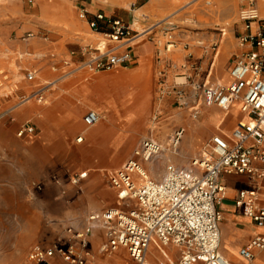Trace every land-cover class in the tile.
<instances>
[{"label": "rangeland", "instance_id": "1", "mask_svg": "<svg viewBox=\"0 0 264 264\" xmlns=\"http://www.w3.org/2000/svg\"><path fill=\"white\" fill-rule=\"evenodd\" d=\"M15 2L18 5L6 12L4 16L0 13V67L6 66L8 69L11 66L14 67L15 72L12 75L15 82L16 78L21 79L19 81L21 91L14 94L17 99L12 98L9 102L4 98L8 94L0 91V119L16 109L13 107L17 104L20 96L29 95L37 87L45 86L47 83L58 79V77H52L49 57L43 48H39V43L35 39L45 38L49 42L56 41V45L59 47L58 52L63 56L61 59L70 62V66L66 69L62 68L61 73L73 72L69 76L66 73L60 74L63 76L62 80L57 82L49 94L58 92L60 87L67 89L71 86H78L76 91L66 92V95L79 98L86 91L85 81L87 79L132 70L122 68L100 73L77 70L84 60L81 49L87 46H98L96 42L82 45L77 43L78 39H92L99 36L89 29L85 20L80 18L82 11H87L86 9H89L90 6L95 7V9L91 12L87 11L89 13L88 19L97 12H102L108 17L129 22L132 28L138 32L153 27L151 34L147 37V42L152 43L154 47L153 54L150 57L151 60L148 59L149 67L138 78L139 81L143 82L148 72L152 71L155 81L152 92L157 95V101L151 111V129L148 132H143L140 136L137 135L124 141L117 151L111 154L100 153V148L105 146L104 144L99 146L97 143L89 144L85 139L82 143L77 140L83 137V131L95 129L103 123L102 117L100 123L94 127L84 125L83 118L86 113L89 110H96V106H99L97 102L92 103L93 107L90 106L79 119L82 123V130L74 135L73 145L69 150H66L61 143H58L57 153L48 169L49 173L68 168L72 175L67 180L68 182L65 181L67 183L64 182L67 187L61 191L52 186L36 188L41 199L40 219H33L24 211V206L19 202L20 194L17 189L11 188L7 193L0 194V264H27L28 257L34 247L66 244V240L56 242V239L66 234L68 227L74 226L81 229L90 213L104 211L116 205V193L113 198L104 196V198L98 199L88 190L86 184L91 178V170L96 168L103 170L104 178L100 180V184L106 190L110 188L109 179L112 173L121 169L130 160H138L153 181H161L165 171L162 178L155 179L151 176L146 164L163 162L161 160L163 155L169 154L173 158L185 162L174 161L170 163L165 161V169L169 165H177L181 168L189 167L193 158L199 157L208 148L212 137H191L185 142L186 135L184 134L179 142L178 151L175 153L170 138L166 139V144L158 139L162 126L167 123L165 120L170 118V114H165L163 105L159 106V103L168 101V106L173 111H178L179 115H183V118L194 121L191 118L190 110L195 105L202 103L201 97L195 94L193 90L194 83L209 82L210 84L226 85L230 68L235 60L241 56L242 48L238 39L244 30V24L240 20V12L245 4L243 0H33L32 3L29 0H0V10L9 9L10 3ZM255 2L260 11L259 0H255ZM28 34H33L34 37L28 38ZM146 35L148 34H144L142 37ZM169 36L173 39L174 47L167 53L164 48ZM3 43L13 47H24L21 54L24 57L21 67L24 71H38L34 82L30 83L24 80L25 72L16 75L17 67L20 65V62L17 61L19 55L15 56L14 53H8L6 48L2 50ZM227 43L230 48L229 52H225L224 49ZM71 45H74L73 48H70ZM76 46L78 49L75 48ZM69 51H75V55H72L75 62L70 61ZM159 52L161 53L159 54ZM31 55L35 56L36 61L41 62L40 68L35 67L36 64L33 62L26 61L32 59ZM217 59L218 64L216 63ZM215 63L219 68L216 66L213 70ZM91 83L95 84L93 80ZM149 89L147 87L145 90L149 91ZM49 94L41 106L46 107L50 104ZM180 94L183 97L182 100ZM136 97L134 96L133 99ZM184 102L187 103V107H182ZM143 106L148 108L147 103ZM63 107L62 105L57 107L54 114L60 116ZM204 107L206 106H201L200 117L194 122L201 123L202 118H205ZM215 110L216 112L214 114L212 112L208 117V125H212L214 120L218 126V124H222L221 119L226 120L225 113L217 108ZM135 131L130 132L133 134L136 133ZM173 132L174 130L168 132V135L172 136ZM203 132L205 134V131ZM227 134L230 135L231 131ZM146 139L159 142L165 147V153L148 163L135 155ZM194 141L197 145L195 150L189 155L185 154L184 149L187 148V144L189 142L194 143ZM81 173H87L88 177L74 183L76 176ZM9 175L11 182L16 180L17 177L14 174L9 173ZM3 176L5 174L0 172V179L5 178ZM43 179L44 176L33 181L34 185ZM78 187L83 188L80 194L76 193ZM64 196H69L72 199L71 203H63ZM89 203L100 207L87 211ZM66 212L73 217L64 218L67 216L65 215Z\"/></svg>", "mask_w": 264, "mask_h": 264}, {"label": "built area", "instance_id": "2", "mask_svg": "<svg viewBox=\"0 0 264 264\" xmlns=\"http://www.w3.org/2000/svg\"><path fill=\"white\" fill-rule=\"evenodd\" d=\"M243 1L240 20L244 30L238 40L245 51L230 68L231 81L226 85L194 83L193 90L201 97L202 103L192 107L190 113L196 121L202 105L227 110L238 101L242 112L247 113L251 121L237 127L230 139L212 138L208 148L192 160V169L169 165L161 181L151 180L138 160H130L109 179L117 192L119 207L90 213L81 229L68 227L70 238L66 244L34 247L27 264H95L90 240L97 230H103L107 240L102 253L113 255L125 249L134 264H151L148 255L152 243H157L160 248L173 246L178 249V260L170 264H231L220 252L222 215L218 207L224 191L221 176L237 173L264 177V18L260 17L255 0ZM88 14L82 11L80 18L108 45L100 43L96 47L81 49L84 60L77 70L100 73L130 66L137 47L134 43L144 34L148 37L153 27L138 32L129 22L108 17L102 12L89 19ZM32 37L33 34H28V38ZM168 38L164 48L167 53L174 47L172 37ZM50 58L57 59L55 55ZM62 63L70 66L69 61ZM72 73L66 74L69 76ZM62 78L59 76L51 83L37 87L29 95L20 96L15 107L31 101L43 104ZM26 80L34 82L35 74L28 73ZM180 99H183L181 94ZM182 107H187V103H182ZM101 119L97 112L90 111L83 120L86 127H94ZM184 133V128H181L173 134L174 150ZM33 134L35 127L26 124L18 136ZM81 140L83 138L78 139L79 142ZM162 151L160 144L148 139L135 155L144 162H150ZM86 176V173H81L74 183ZM254 196V192L242 191L236 205L258 227H263L264 208L255 205ZM263 248L264 237H258L242 249L240 255L247 264H252L253 250Z\"/></svg>", "mask_w": 264, "mask_h": 264}, {"label": "crops", "instance_id": "3", "mask_svg": "<svg viewBox=\"0 0 264 264\" xmlns=\"http://www.w3.org/2000/svg\"><path fill=\"white\" fill-rule=\"evenodd\" d=\"M17 5V2L10 3L9 9L0 10V13L4 16L6 12ZM94 9L95 7L90 6V8L86 10L91 12ZM35 40L39 43V48H43V51H45L46 55L49 57V68L53 73L52 77L55 76L56 78L67 73L66 71L64 73L62 72L63 74L61 73V69H66L67 66H64L62 63L63 60L61 57L63 56L58 52L59 47L56 45V41L49 42L44 39ZM78 40L79 41L77 43H79V45L88 43L91 44L95 42L97 45L100 43L108 45V43L103 41L100 36H95L92 39L86 38ZM136 45L137 47L133 51L134 60L131 65L128 67H116L111 71L122 68H130L133 71L139 67L140 60L150 59L153 54L154 47L152 43L147 42V35L139 39ZM73 46L71 45L70 48H73ZM240 47L242 48V54L245 51V48L241 45ZM75 48L78 49L77 46ZM3 49L7 50L8 53H14L15 56L19 55L17 61L20 62V65L17 67L16 75L25 72V81H27L26 75L28 73L36 75L38 71H24L21 67L22 61L24 60V57L21 56L24 51L23 46L13 47L11 45L4 44L2 50ZM73 53H75V51H69V57L71 59L70 61L75 62L72 56ZM53 55L57 57L56 60L50 58ZM31 57L32 59H27L26 61H31L33 64H36L35 67L40 68L41 62L39 63L36 61L37 59H34L35 56L32 55ZM13 72H15L13 66H11L10 69L6 66L0 67V91L4 93L8 92L7 97H4L5 100L7 99V102H9L10 99L12 100V98L17 99V96L14 94L16 92L20 93L21 91V83H19L21 79L16 78L15 82L12 75L14 74ZM125 72L126 71L105 75L103 76L105 82L101 84L91 83L92 80L97 77L87 79L85 81V85L87 87L86 91L79 98H76L73 95H66V92L76 91L78 86H71L67 89H61L60 87L58 92L56 91L49 94L50 104L48 106L44 107L41 106V104L32 101L21 107H13L16 109L2 117L0 119V172L5 174V176H3L5 178L0 179V194L7 193V191L11 188L17 189L20 194L18 197L20 199L19 202L24 206V211L29 215V217H32L33 219H40L42 209L41 199L40 193L36 190V188L38 187L41 189V186L44 188L52 186L57 187L61 191L67 187L65 183L68 182L67 180L72 175V172H70L68 168H64L62 171L49 173L48 169L51 162L54 160L53 157H55L57 153L58 143H61L66 150L71 148L73 145L72 140L74 135L82 130V123L79 119L82 114H84L88 108L93 105V102L99 103V106H96V110H89L88 112H97L101 115V117H103V123L95 129L83 131L82 138L83 141L85 139V141L89 144L97 143L99 146L104 144L105 146L100 148V153H114L124 141L133 138L134 136L136 137L137 135L140 136L143 132H148L151 129V111L157 101V95L152 92L155 85L153 73L152 71L148 72V75L144 80L146 81L144 84L141 82V84H138L135 87H126L128 93L133 95L132 97L137 96L135 98L137 101L133 107L128 109L122 106L117 97L120 92L119 87H117L119 83L114 81L112 82V78L114 76L119 75L125 77ZM230 81L231 78L230 75H228L226 84L230 83ZM147 87L150 88L151 91L150 89L149 91H146L145 89ZM145 103L148 104V108L143 106ZM60 105L64 107L63 112L60 116H58L54 113L56 111L55 109ZM162 105L164 113L170 114V118L165 120L167 123L162 126L160 137H158L163 144H166V139L170 138V143L172 145L173 134L181 128H184L185 130V142L191 137L198 138L201 136H208L207 138L223 137L225 139H230V135L237 127L251 121V117L247 113L242 112L241 103L238 101L233 103L227 110L220 109L216 106L204 107L203 110H205V118H202L201 123L194 122L195 120L190 121L188 118H183L182 114L179 115L178 111H173L170 106H168V101L165 103H159V106ZM215 108L225 113L226 120L224 121V118L221 119L222 124H218V126H216V122L214 120L212 125H208V117L212 112L213 114L216 112ZM26 124H32L35 127V134L25 135L22 137L18 136V133ZM172 130H174V132L172 133V136H169L168 132ZM130 131H135L136 133L132 134ZM203 131H205V134ZM230 131L231 134H227ZM129 132L130 134L128 135ZM157 143L160 144L159 142ZM161 146L163 148L161 154H163L165 153V147H163V145ZM178 146L175 149V153L178 151ZM195 146H197L196 141H194V143L189 142L187 144V148L184 149V153L189 155L195 150ZM181 155H183V153H181ZM161 160L163 162L157 164H146L148 171L155 179L162 178L164 171H166L165 161L170 163L174 161L185 163L173 158L169 154L163 155ZM185 169H192V165L190 164L189 167H186ZM196 171L200 172L198 169ZM9 173L14 174L17 177L16 180L11 182V179H9ZM43 176L44 179L37 185H34L35 183L33 181L41 179ZM87 177L88 174L86 178ZM103 178V170L101 168L91 170V178L87 181L86 187L90 192H92L93 196L98 199L104 198V196L113 198L117 192L111 185L109 189L105 190L100 184V180ZM221 183L224 191L222 202L218 207L222 215V221L220 223V252L231 264H247L245 259L240 255V251L248 247L256 238L264 237V226L258 227L241 208L237 207L236 201L239 199V195L242 191L254 192L255 205L258 208H264V177L258 178L249 175H240L237 173H224L221 176ZM82 191L83 188L78 187V191L76 193L80 194ZM71 201L72 199L69 196H64L63 203L68 204L71 203ZM99 207L89 203L86 210L89 211ZM117 207H119L118 198L116 205L112 208ZM21 213L24 212L21 211ZM65 215H67L64 216L66 219L73 217L70 214L68 215L67 212ZM68 238L69 235L66 229V234L59 236L56 239V242H64L65 240L67 242ZM106 243L107 240L104 231L97 230L95 235L90 240V250L95 264H134L125 249H120L113 255H106L102 253V248ZM253 255L254 260L252 264H264V248L254 249ZM178 258L179 251L176 247L169 246L166 248H159L157 243H152L150 246L148 260L151 264H170L176 262Z\"/></svg>", "mask_w": 264, "mask_h": 264}, {"label": "bare ground", "instance_id": "4", "mask_svg": "<svg viewBox=\"0 0 264 264\" xmlns=\"http://www.w3.org/2000/svg\"><path fill=\"white\" fill-rule=\"evenodd\" d=\"M121 2V1H120ZM259 5H260V11H259V15L260 17L264 18V0H259ZM1 8V7H0ZM3 10V9H2ZM136 24V23H135ZM142 32H144V30H141ZM146 31V30H145ZM4 32V31H3ZM101 37V36H100ZM138 42V41H137ZM136 42V43H137ZM136 43H134L136 45ZM224 43V42H223ZM225 52H229L230 48L229 45L227 43V46L225 45ZM221 54V53H220ZM225 54V53H224ZM223 54V55H224ZM29 55V54H28ZM228 55V54H226ZM22 56V55H21ZM32 56V55H31ZM23 57V56H22ZM28 58V57H27ZM221 58V57H220ZM23 60V59H21ZM221 60V59H220ZM222 61V60H221ZM216 63L218 64V59L216 61ZM213 65V70L215 69L216 66H218L217 64ZM222 65V64H221ZM149 67V61L147 59H143L139 61V67L136 68L135 70H131L126 73V76H114L112 78V82H116L119 83V85L117 87H119L120 92L118 93L119 95H117L118 99L120 100L122 106H124L125 108L130 109L131 107H133V105L135 104V102L137 101V99H133V95L129 94L128 91L126 90L127 86H132L135 87L138 84H141V81H139V76L140 74ZM219 68V66H218ZM218 73V70H217ZM184 79V78H183ZM105 82L103 76L97 77L93 80V83H98L101 84ZM143 83V82H142ZM145 83V82H144ZM143 83V84H144ZM48 84V83H47ZM3 86V85H1ZM7 90V89H6ZM8 93V92H7ZM10 95V94H9ZM28 104V103H27ZM83 140H81L80 142H82ZM79 142V141H78ZM160 248V247H159ZM169 251V250H167Z\"/></svg>", "mask_w": 264, "mask_h": 264}]
</instances>
